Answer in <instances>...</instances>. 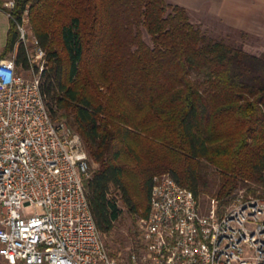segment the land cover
Here are the masks:
<instances>
[{
    "label": "trees",
    "instance_id": "obj_1",
    "mask_svg": "<svg viewBox=\"0 0 264 264\" xmlns=\"http://www.w3.org/2000/svg\"><path fill=\"white\" fill-rule=\"evenodd\" d=\"M25 9L46 53V108L81 138L84 187L103 236L121 216L119 202L146 215L156 174L200 200L214 168L211 198L220 205L244 185L264 197L263 55L209 37L166 0H15L12 15ZM17 37L9 19L0 59L15 48L24 69Z\"/></svg>",
    "mask_w": 264,
    "mask_h": 264
},
{
    "label": "built area",
    "instance_id": "obj_2",
    "mask_svg": "<svg viewBox=\"0 0 264 264\" xmlns=\"http://www.w3.org/2000/svg\"><path fill=\"white\" fill-rule=\"evenodd\" d=\"M15 0L0 10L15 23V48L0 59V257L6 264H264V197L236 190L201 205L168 173L152 176L147 213L125 257L111 256L88 202V156L81 138L50 117L41 91L46 53L16 19ZM35 209L26 214L23 202Z\"/></svg>",
    "mask_w": 264,
    "mask_h": 264
},
{
    "label": "crops",
    "instance_id": "obj_3",
    "mask_svg": "<svg viewBox=\"0 0 264 264\" xmlns=\"http://www.w3.org/2000/svg\"><path fill=\"white\" fill-rule=\"evenodd\" d=\"M166 2L184 7L190 21L200 27L212 24L211 26L216 29L230 30L258 41L264 52V0H166ZM8 27L9 19L0 10V53L6 43Z\"/></svg>",
    "mask_w": 264,
    "mask_h": 264
},
{
    "label": "rangeland",
    "instance_id": "obj_4",
    "mask_svg": "<svg viewBox=\"0 0 264 264\" xmlns=\"http://www.w3.org/2000/svg\"><path fill=\"white\" fill-rule=\"evenodd\" d=\"M195 21V20H194ZM195 24V22H194ZM204 24V23H203ZM198 25V24H197ZM205 25V24H204ZM212 24H208L205 26H201V29L211 38L215 39H222L227 44L233 45V46H240L244 45V47L256 54H261L264 56V52L262 51V47L258 41H254L248 37L236 34V32L223 30L221 28H214L211 26ZM25 30L28 38H32L34 36L29 18L27 13V18L25 20ZM144 39L149 42L148 37L144 34ZM10 52L4 57H9ZM56 121L60 120V118L56 117ZM91 167H95L96 164L89 161ZM217 183H218V174L215 171L214 168H209L206 173V186L205 191L201 192L199 194V201L201 205H208L209 199L214 195L216 189H217ZM251 187L257 189L256 193L261 192L258 186L255 184H250ZM242 192V195L245 197L252 196L250 193H247V186H241L240 189ZM256 195V194H255ZM23 210L26 214H34L35 212H39L40 209H35L32 204H30L28 201H24L23 204ZM119 206L122 208V213L119 218V220L115 223L114 227L110 231V233L104 235V240L106 242V245L108 249H118L120 253L125 254L129 248L132 245L133 240V234L136 230V223L138 219L142 216H140L139 213H141V210L139 209L138 213L134 214L133 216L130 215V213L126 210V208L119 202ZM0 264H5L3 260L0 258Z\"/></svg>",
    "mask_w": 264,
    "mask_h": 264
}]
</instances>
